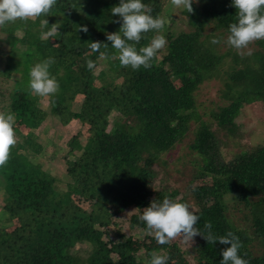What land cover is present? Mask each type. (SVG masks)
<instances>
[{
	"label": "trees",
	"instance_id": "16d2710c",
	"mask_svg": "<svg viewBox=\"0 0 264 264\" xmlns=\"http://www.w3.org/2000/svg\"><path fill=\"white\" fill-rule=\"evenodd\" d=\"M163 1L142 0L153 5L154 18L166 21L162 31L142 34L135 45L139 51L154 36H165L166 46L147 69L122 67L113 58L118 52L106 33L120 29L114 22L119 17L110 11L119 0H57L47 16L0 28V113L14 114L17 139L0 167V264H147L152 252L170 254L177 241L159 245L139 216L165 196L186 203L176 199L177 189L157 188L155 180L157 162L190 133L188 147L196 154L191 161L198 166L193 178L209 179L211 199L190 209L200 216L195 227L204 232L210 221L214 235L231 231L242 244L241 258L264 264V214L250 211L255 197L264 199V143L243 149L236 120L245 105L259 103L264 110V40L249 44L251 55L231 47L218 53L205 42L212 35L204 32L211 29L226 40L229 25L237 22L232 0H197L193 13L179 9L191 27L177 33L171 31L172 5ZM43 19L49 27L59 25L48 40L41 39ZM85 26L87 33L79 31ZM94 41L109 45L100 48L107 58L89 49ZM227 56L231 67L222 73L219 64ZM48 57L55 60L49 72L59 89L36 96L28 87L30 69ZM88 59L96 64L93 71L86 67ZM217 75L223 76L220 100L201 113V86ZM52 119L66 132L75 127L66 140L41 138L39 128ZM231 141L240 149L225 160L222 147ZM49 155L63 161L60 175L50 170ZM241 205L251 215L249 230L232 219L231 210ZM121 213L143 237L113 229L119 228L115 217ZM196 238L190 251L197 263L220 264L221 251L230 245ZM184 251L178 260H185Z\"/></svg>",
	"mask_w": 264,
	"mask_h": 264
},
{
	"label": "clouds",
	"instance_id": "9594fccd",
	"mask_svg": "<svg viewBox=\"0 0 264 264\" xmlns=\"http://www.w3.org/2000/svg\"><path fill=\"white\" fill-rule=\"evenodd\" d=\"M176 8H183L187 13H193V3L197 0H170ZM57 4V0H0V28L17 20H35L41 16H47L50 10ZM232 6L237 10V22L229 25V34L224 41L229 47L241 52L247 49L254 41L264 40V0H232ZM113 16L119 17L115 23H119L118 32L106 33L107 41L118 52V59L122 67H131L138 70L141 66L151 67V61L158 51L166 46L163 35L154 36L150 43L137 51L135 45L142 39V34L164 29L166 21L161 17H153L148 5L142 0H119V4L110 9ZM41 39L53 38L59 25L54 23L49 27L47 19L40 21ZM47 29L46 31H43ZM79 31L88 32L87 27L79 28ZM132 42V43H129ZM212 44H219L221 40L213 38ZM92 52L100 53V48H107V43L100 41L88 42ZM251 55V51L246 53ZM101 58H107L105 53H100ZM55 62L53 57H48L36 63L30 69L29 90L36 96L46 97L55 94L59 84L55 77L50 75L49 69ZM86 67L93 71L96 64L93 60H86ZM15 116L12 113H0V167L7 164L10 151L17 143L14 131ZM139 219L146 225L149 235H152L159 245L169 244L180 238L185 243H194L196 236H201L209 244L219 242L222 245H230L221 251L220 264H248L241 258L238 250L242 247L239 238L231 231L225 235L217 236L211 231L210 221L204 222V232L195 227L200 216L192 212L187 203L178 202L165 196L161 200H153L144 208ZM151 259L147 264H168L170 257L157 252L150 254Z\"/></svg>",
	"mask_w": 264,
	"mask_h": 264
},
{
	"label": "rangeland",
	"instance_id": "374dc122",
	"mask_svg": "<svg viewBox=\"0 0 264 264\" xmlns=\"http://www.w3.org/2000/svg\"><path fill=\"white\" fill-rule=\"evenodd\" d=\"M164 5H167V7L172 5L170 0H164ZM150 9L153 8V5L150 4ZM172 5L171 12H173V23L171 24V31L173 33H177L178 31L184 29H189L191 26L187 23V16L180 13L179 9L182 8H176ZM173 8V9H172ZM176 10V11H175ZM166 18V17H165ZM169 18L166 20L168 21ZM213 31L210 29H206L204 32V36L206 35H212L210 39H207L205 41L208 45H212L211 47L215 50H217L218 53H224L227 52L230 47L227 45H216L212 44L211 40L214 38L215 35H218L217 32L215 35L211 34ZM210 33V34H209ZM164 36V35H163ZM165 37V36H164ZM166 39V38H165ZM55 43V41H54ZM236 50V49H235ZM253 51V48L249 45L247 49L242 50L241 52H236L240 55H247L246 53ZM248 58V57H247ZM231 59L230 56H227V58H224V60L219 64L220 68L219 71L222 73H225L230 67H231ZM106 67V62H102L101 68L104 69ZM99 71V70H98ZM121 74L125 73L124 69L122 68ZM221 75V74H220ZM224 75V74H222ZM223 76H214L209 81L204 83L201 86V91L199 94V101L201 102V105L199 107L200 112L207 111L208 107L214 106V102L220 100V92L219 89L223 86ZM121 78L117 79L118 81ZM98 83L100 81H97ZM176 84L179 83L177 79L174 80ZM78 99H81L78 97ZM42 100L41 104L43 106L47 105V102H43ZM237 122L240 124V131L242 136L239 138V144H241V147L243 149H248L250 147L259 145L264 143V110L260 106L259 103H254L251 105H245L240 114L237 117ZM76 121H72L69 124V128L75 126ZM197 123L193 122L191 124V127H195ZM75 127H73L72 130H74ZM72 130H68L66 132L65 127L63 126L55 119L48 120L44 123L42 127L39 128L38 133L41 135V138L49 141L51 143L59 142L61 140H66L72 132ZM49 133V135H48ZM193 137V134L190 133L182 143H180L172 152L169 154L163 156L160 158V160L157 162L156 168L158 171L157 178L155 180V184L157 188L161 189H169L174 188L179 191V194L176 196V199L183 198L186 203L189 205V208L193 210L195 206L197 205V202L205 201L209 202L211 201L210 196L207 194V185L209 183V179H198L193 178V174L197 170V164L193 163L191 161L192 157H196V154L190 152V149L188 147V143L191 141ZM240 147L238 145L234 144L232 141L229 142V144L224 145L222 147V155L224 156L225 160H228L232 157V154L236 151H238ZM50 156V155H49ZM49 163L50 170L57 175H60L62 170L64 169L63 161L61 159H58L55 155L50 156V158L47 159ZM191 189L193 192H189ZM1 197V195H0ZM254 201H256V204L253 208H251L250 211H254L256 214H264V199L259 200V197H255ZM232 219L237 223L240 228H247L251 215L249 214V211L245 209L243 205H241V210L238 209H232L231 210ZM3 216V212L0 209V217ZM119 228L116 226H113V229L120 230L122 233H125L126 235L132 234L137 237H143L144 231H141L139 228L132 227L127 219L126 213L118 214L115 217ZM13 226V225H12ZM249 230V227H248ZM113 237H115V234H112ZM175 241H177V248H173L170 252V254H167L168 257H170L168 264H198L197 260L195 258L194 253H192V247L197 246V238H194V243H185L180 238H177ZM184 249L187 251L185 254V260L180 261L178 260ZM190 249H192L190 251ZM185 252V251H184Z\"/></svg>",
	"mask_w": 264,
	"mask_h": 264
}]
</instances>
